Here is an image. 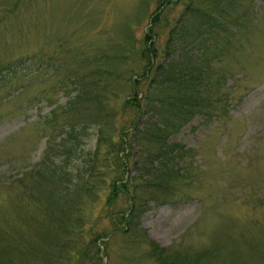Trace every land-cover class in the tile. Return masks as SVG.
Returning <instances> with one entry per match:
<instances>
[{
	"label": "rangeland",
	"instance_id": "374dc122",
	"mask_svg": "<svg viewBox=\"0 0 264 264\" xmlns=\"http://www.w3.org/2000/svg\"><path fill=\"white\" fill-rule=\"evenodd\" d=\"M159 2L165 0H0V235L12 234L2 244L18 240L12 227L23 232L25 222L44 219L28 198L37 170L53 172V179H85L100 134L101 176L92 179L90 197L84 191L80 200L85 230L109 231L104 219L92 224L112 175L106 142L130 113L117 114L118 126L99 132L97 123L76 124L72 112H64L74 107L76 81H90L98 67L113 75L117 92L107 108L122 107L127 87L115 73L125 79L134 74L139 61L131 48L147 28L156 33L160 63L192 59L185 78L192 75L198 95L210 103L208 112L196 113L167 139L189 150L172 161L185 168L186 178L173 202L149 200L139 230L110 237L98 254L89 244L85 258L67 261V245L62 255L44 256L52 263H31L164 264L149 255L152 241L169 257L178 256L174 264H264V0H170L152 27ZM183 15L194 26L187 40L178 30ZM146 118L153 119L150 111L139 120ZM124 154L129 177L149 178L152 169H143L156 162L144 161L133 138ZM127 207L125 199L116 201L115 209ZM4 264L25 262L8 256Z\"/></svg>",
	"mask_w": 264,
	"mask_h": 264
},
{
	"label": "trees",
	"instance_id": "16d2710c",
	"mask_svg": "<svg viewBox=\"0 0 264 264\" xmlns=\"http://www.w3.org/2000/svg\"><path fill=\"white\" fill-rule=\"evenodd\" d=\"M168 2L170 0L158 3L157 11L150 18V26H157L160 20V9ZM180 20L182 21L178 30L183 32L184 40H187L192 35L190 29L193 31L194 26L188 25V18L184 15ZM173 33L170 29V36ZM143 34L138 46L131 48L133 58L139 61L134 74L129 79H125L120 77L121 74L115 73L119 77V83L127 87V93L120 109L112 105L107 108L106 102L114 97L115 92L112 88L114 87L113 80L110 79L113 75L110 76L107 71L98 67L95 73L92 72L90 81L81 82V79L76 81L79 84L72 100L74 107L64 112L65 114L72 112L69 117L73 116L74 120L77 119V122L73 123L78 124L83 120L97 123L100 128L99 132H102L104 126L107 125L108 127L118 126L116 125L117 114L125 110L130 113V117L125 123L123 122L119 132L114 135L113 131L106 142L108 152L113 155L112 175L109 178L104 205L92 224L96 226L98 220L104 219L107 227L110 228L109 231H106V228L85 230V213L83 212V201L80 200L84 197L82 195L84 191L87 193L86 197H90L89 193L94 191L92 179L101 176V160H98L102 143L100 134L97 147L92 153L93 160L88 164L85 179L77 181H71L69 178L53 179L52 177L55 176L53 172L38 171L40 168L37 170L36 175L39 178L35 181V192L28 193V198L38 206L37 209L44 211V219L39 218L38 223L34 222L36 224L41 222L39 226L32 223V220L25 222L23 232L16 226L12 227L13 233L17 231L18 240L14 243L6 241L2 244L5 239L10 241L12 234L9 231L5 236L0 235V264H4V259L8 256L12 258V261L25 262V264H28L27 261L30 262L32 258L52 263L48 257L57 256L58 253L62 255L67 245L72 246V250H68L70 254L66 258L67 261L85 258L89 244L96 245L98 254L99 246L104 245L105 247L110 237L117 234L126 235L131 231L139 230L138 218L149 200L156 204L171 203L175 199L176 192L186 184L185 168H179L174 163L181 159L182 153L189 150L184 149L179 143H169L167 139L186 125L196 113L208 112L210 103L198 95L196 86L192 82L193 76L189 75V78H185L192 59L184 55L182 62L174 60L167 64L160 63L158 61L159 49L155 45L156 33L153 28H147ZM169 50L167 45L165 52L168 53ZM202 60L206 61V57L204 56ZM144 82L145 90L143 91L141 86ZM148 111L152 113L153 119L146 118L142 124L139 118ZM132 138L144 153V161L154 160L156 162V167L143 169L145 173L152 169L149 178H143L142 174L129 177L130 163L127 162L128 157L124 152L127 149L130 150ZM172 161H174L173 164ZM69 192H73L75 199L72 200ZM119 198L125 199L128 204L126 210L115 209ZM81 239L84 240L82 248L75 249L74 246ZM149 243L150 256L160 263L174 264L178 256L169 257L165 248L152 241ZM4 245L9 246L4 249ZM30 264L34 263L30 262Z\"/></svg>",
	"mask_w": 264,
	"mask_h": 264
}]
</instances>
